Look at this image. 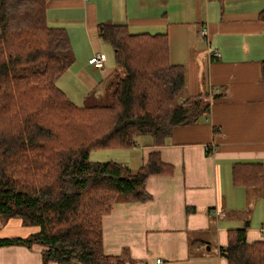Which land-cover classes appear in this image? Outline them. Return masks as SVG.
Segmentation results:
<instances>
[{"label": "trees", "instance_id": "obj_1", "mask_svg": "<svg viewBox=\"0 0 264 264\" xmlns=\"http://www.w3.org/2000/svg\"><path fill=\"white\" fill-rule=\"evenodd\" d=\"M49 1L0 0V216L35 227L26 237H0V247L39 244L41 264H126L102 251L103 218L119 196L149 200L148 178L172 167L157 150L134 169L90 161L89 152L132 148L138 135L159 146L176 126L207 114L211 102L183 96L186 68L169 62L167 33L100 22L98 36L123 72L115 69L110 103L77 105L57 85L73 55L67 30L47 22ZM257 19L264 24V7ZM231 179L264 189L259 162L233 163ZM219 256L224 264H264V239L229 229Z\"/></svg>", "mask_w": 264, "mask_h": 264}, {"label": "crops", "instance_id": "obj_2", "mask_svg": "<svg viewBox=\"0 0 264 264\" xmlns=\"http://www.w3.org/2000/svg\"><path fill=\"white\" fill-rule=\"evenodd\" d=\"M50 1L62 7L56 20L68 11V27H62L76 52L57 85L77 105H84L105 79L107 86L114 80L115 66L105 68L106 59L99 68L88 62L96 52L106 55L97 32L100 22L125 23L133 33H167L169 62L186 68L183 96L211 102L203 119L176 126L159 146L149 135L136 137L130 148L135 168L145 163L148 152L157 150L172 172L148 178L149 200L117 199L103 218L102 251L112 255L127 250L131 264H155L156 257L166 264H224L219 246L226 243L227 230H244L249 241L264 239V221L259 228L250 227L253 207L260 198L264 201V189L235 186L231 179L236 162H259L264 172V24L257 19L264 0ZM104 1L105 10L100 5ZM74 19L80 22L73 24ZM73 25H79V35ZM203 27L205 38L200 35ZM78 37L85 39L81 49L75 46ZM212 49L220 55L210 58ZM211 143L215 150L208 154L204 146ZM12 221L0 216V237H25L35 231L29 226L15 230ZM213 247L217 251L210 254ZM42 248L2 246L0 264H41Z\"/></svg>", "mask_w": 264, "mask_h": 264}, {"label": "rangeland", "instance_id": "obj_3", "mask_svg": "<svg viewBox=\"0 0 264 264\" xmlns=\"http://www.w3.org/2000/svg\"><path fill=\"white\" fill-rule=\"evenodd\" d=\"M53 4L54 3L50 1L47 5L48 15H49V18L47 21L48 24L52 25V26L68 27V11L63 10L61 13L62 14L61 18L59 20H56L55 14L58 13L62 9V7L55 6ZM100 5H101L103 10H105L107 8V2H105V1L103 2V4L101 3ZM78 22H80V21L75 20V19L73 20V24H76ZM73 26H74L73 31L75 33V36L79 35V31H80L79 25H73ZM74 41H75V46H77L78 49L85 47V39L83 37H78L76 39L74 38ZM104 44L107 47V50L105 52L106 56H107L106 62H105V65H106L105 68H108L109 67L108 65L111 64V65L115 66V69H118L119 73L120 72L122 73L123 70L115 65L114 58H113L114 52H113L111 46L108 45L107 43H104ZM73 51H74V53L76 52V47H74L72 49V55L74 54ZM110 93H111V90L106 85V79H105L103 82L100 83V86L98 88L92 90V93L84 100V105L108 104V103H110ZM107 95H108V98H107ZM200 118L203 119V117H200ZM137 148H139V150H141V147L139 146V144H138ZM131 152L132 151L130 148H128V149H108V148L107 149H102V148L101 149H94V150H91L89 152L88 160H90V161L113 160V161H116L118 163L128 165L129 167L135 168V166L138 164L134 163L135 158L133 156V153H131ZM128 161L130 163H133V164H126V163H128ZM262 197H263V195H262ZM118 199L120 200V199H122V197L119 196ZM260 199L261 200L259 201V203L257 205H255V207H253L254 209L252 210V216H251L252 222L250 224V227H253V228L254 227L259 228V226H261L262 221H264V209H263L264 201L262 200V198H260ZM14 220L15 221H12L14 224H12L11 226L15 230H18L19 227L25 226V225H22L18 220H16V219H14ZM17 222H19V224H17ZM15 223L17 225H15ZM27 226H29V225H27ZM30 227L35 228L34 226H30ZM8 228H9V226H8ZM26 236H28V234ZM16 246H24L25 248L32 247V246L29 247L26 245H16ZM101 249H102V247H101ZM121 251H120L121 253L119 255H121L125 259L126 264H128V262L131 261L130 260L131 258L128 255V251L124 250V249ZM216 251L217 250H215V248L213 247L209 253L210 254L215 253Z\"/></svg>", "mask_w": 264, "mask_h": 264}, {"label": "built area", "instance_id": "obj_4", "mask_svg": "<svg viewBox=\"0 0 264 264\" xmlns=\"http://www.w3.org/2000/svg\"><path fill=\"white\" fill-rule=\"evenodd\" d=\"M200 35L205 38L207 36V30L206 28H201L200 30ZM220 55V53L218 52L217 49H212L209 52V57H218ZM106 59V55L102 52H96L94 53L88 60V62L90 64L93 65V67L99 68V67H103L104 66V62ZM215 150V146L211 143V144H206L204 146V151L208 154H212ZM261 230H264V223L261 227ZM155 264H166V262L160 258V257H156L154 260Z\"/></svg>", "mask_w": 264, "mask_h": 264}]
</instances>
